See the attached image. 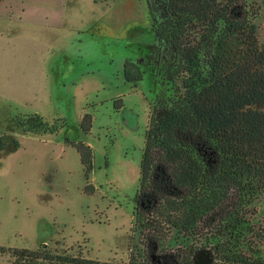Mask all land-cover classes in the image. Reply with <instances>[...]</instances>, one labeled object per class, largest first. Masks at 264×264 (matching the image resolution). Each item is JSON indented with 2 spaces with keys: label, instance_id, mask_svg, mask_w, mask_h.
<instances>
[{
  "label": "rangeland",
  "instance_id": "obj_1",
  "mask_svg": "<svg viewBox=\"0 0 264 264\" xmlns=\"http://www.w3.org/2000/svg\"><path fill=\"white\" fill-rule=\"evenodd\" d=\"M152 42L144 0H0V135L16 134V113L68 125L58 136H21L18 150L0 152V246L60 242L93 259H128L154 81L146 63L132 90L123 67L151 52ZM119 96L124 107L116 110ZM85 110L94 115L87 136L79 127ZM67 136L94 149L92 195ZM0 264L12 261L0 255Z\"/></svg>",
  "mask_w": 264,
  "mask_h": 264
},
{
  "label": "trees",
  "instance_id": "obj_2",
  "mask_svg": "<svg viewBox=\"0 0 264 264\" xmlns=\"http://www.w3.org/2000/svg\"><path fill=\"white\" fill-rule=\"evenodd\" d=\"M172 9L157 30L159 93L141 166L140 189L160 204L156 218L136 214L142 229H133L124 262L60 242L0 246L12 264H195L201 252L212 264H264V0H175ZM15 122L33 135L62 128L37 114ZM19 147L0 138V151ZM74 147L89 181L93 151Z\"/></svg>",
  "mask_w": 264,
  "mask_h": 264
},
{
  "label": "flooded vegetation",
  "instance_id": "obj_3",
  "mask_svg": "<svg viewBox=\"0 0 264 264\" xmlns=\"http://www.w3.org/2000/svg\"><path fill=\"white\" fill-rule=\"evenodd\" d=\"M175 0H144L145 2V10H146V16H147V20H148V29L152 32L153 35V42H152V49L151 52H149L145 57H142L140 59H138L136 62H133L131 60H126L124 62V67H123V75H124V80L125 82L130 86V88L132 90H137L139 87V83L141 81H143L144 79V74L145 72L142 70V66L144 64H148L151 66L152 68V75H153V81H154V97L151 99L150 102L147 103L148 105V123L147 126L145 128V146L143 148V152H142V158H141V162H140V177H139V182H138V186H137V190L136 193L134 195V198H132V224H131V235H130V242H129V249L128 252L130 253V247H132V244L136 242V240L133 239V237L135 236V232H133V229L135 228V230L137 228H141L140 224L138 225L136 223V214L139 212H146L148 216H151V220H153L154 218H156L158 210L160 208V204H158V202L155 201V197H149L146 190L141 191L140 189V185H141V176H142V159H143V155H144V151L146 148V136H147V131L149 129L150 126V121H151V117H152V112H153V108L155 105V101H156V97L157 94L159 93V88L156 86L155 84V74L157 73L158 67L161 66L160 63L158 62V41H159V36L157 34V30L160 26L164 25L167 20H169L172 16V6L174 4ZM163 49H166V47H163ZM114 100V106L116 110H121L124 107V100H123V96H119ZM30 114H37L39 116H41L45 121H47L48 123H57L58 125H61L62 128L55 134H44V135H33V134H29V133H25L20 127H18L16 125L15 119L17 116H26V115H30ZM85 118H90L89 121L91 122V127L89 129V131H85V128L83 126H85ZM13 123H14V127L17 130L16 134H3L0 135L1 139H7L9 141L11 140H17L21 146V136H36L39 138L42 137H46V136H58L62 131H64L67 128V121L65 118H54L52 120H48V118H46L45 116L35 112H31V113H16L13 116ZM93 124H94V115H92L91 113H89L88 111H84L83 114L81 115L80 119H79V127L81 130V133L85 136L87 135H91L92 133V129H93ZM82 142L84 144H86L87 146H89L92 151H93V165L95 168V153H94V149L91 145H89L88 143L82 141L79 139L78 136H73V137H69L67 136L65 138L64 144L67 147H72L75 148L74 145H76L77 143ZM76 149V148H75ZM11 149L7 148L4 151H10ZM4 151H0V152H4ZM77 151V149H76ZM78 152V151H77ZM108 159V157H106ZM108 164V163H107ZM94 171V169H93ZM93 174V172L91 173ZM91 177V175H90ZM90 179H89V183H90ZM91 184V183H90ZM95 188V187H94ZM96 191V188H95ZM148 196V197H147ZM148 226V224L143 225V229H146V227ZM45 245V244H44ZM128 253V255H129ZM202 253V252H201ZM199 253V254H201ZM209 255L210 259H211V263L212 264V257ZM158 264H162L160 261H158ZM174 264V263H172ZM196 264V262H195Z\"/></svg>",
  "mask_w": 264,
  "mask_h": 264
},
{
  "label": "water",
  "instance_id": "obj_4",
  "mask_svg": "<svg viewBox=\"0 0 264 264\" xmlns=\"http://www.w3.org/2000/svg\"><path fill=\"white\" fill-rule=\"evenodd\" d=\"M44 246L46 247L47 245L45 244ZM210 263H211V259L207 254L201 253L196 258V264H210Z\"/></svg>",
  "mask_w": 264,
  "mask_h": 264
}]
</instances>
